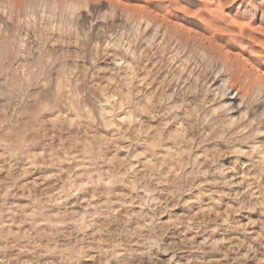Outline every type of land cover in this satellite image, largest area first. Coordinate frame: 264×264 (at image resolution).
<instances>
[{
	"label": "rangeland",
	"instance_id": "374dc122",
	"mask_svg": "<svg viewBox=\"0 0 264 264\" xmlns=\"http://www.w3.org/2000/svg\"><path fill=\"white\" fill-rule=\"evenodd\" d=\"M140 3L0 0L2 221L56 216L58 244L80 246L88 264L101 253L107 260L99 264L115 256H128L125 264H264L261 166L205 122L203 86L220 66L192 45L179 49L171 24ZM39 67L40 82L25 84ZM60 84V105L51 102L31 124L27 142L7 141L33 99L47 100Z\"/></svg>",
	"mask_w": 264,
	"mask_h": 264
},
{
	"label": "bare ground",
	"instance_id": "6f19581e",
	"mask_svg": "<svg viewBox=\"0 0 264 264\" xmlns=\"http://www.w3.org/2000/svg\"><path fill=\"white\" fill-rule=\"evenodd\" d=\"M14 3H17V6L19 5L18 7L21 8L22 3L19 4L17 1ZM52 8L50 9L52 10ZM139 8H141L145 12L151 13L152 15L150 14L149 16L150 18L151 16L155 17L153 14L160 15V17L162 16V18L166 20L167 24L168 22L171 24V26L174 28L173 30L174 38L177 40V42H179L177 43L179 44V46H177L176 44V46L179 49L187 48L192 45L193 47L198 49V53L200 52L201 56L210 59V61L214 60L219 64L220 69L217 70L219 71L220 74L217 75L218 71L216 72L213 71L214 73H216L215 76L213 78L207 79L206 83L204 84L205 86H203L205 87L203 88L205 91V92L203 91L205 95L202 97L204 98L205 104L206 103L210 104L209 113L206 114L205 122L213 128L212 131L213 134L215 133V135H218V137L220 138L223 137L230 138L231 140H229V142L230 141L232 143L234 142L235 151L234 150L233 151L236 152L238 156L245 157L251 160L252 162L259 163L261 166L260 169L264 175V0H141ZM55 9L56 7H54V10ZM150 18H148L149 22H151V20H149ZM153 23L154 20L151 23V25H153ZM137 31L139 32L140 30ZM137 31H136V35H137ZM136 35L135 34L133 35L134 38ZM121 36L119 38H122ZM123 37L126 38V36ZM134 38L131 39L133 40ZM124 42H128V41L124 40ZM135 43L136 42L134 41L133 44ZM5 44H7V42H5ZM105 46H108V48H110L109 45H105ZM130 46H132V44ZM124 47L125 46H123V48ZM129 47H127L126 49H128ZM134 48H133L134 50L132 51L136 50V47ZM236 49H239L240 53H235ZM9 51L10 50H8V52ZM1 53L3 54V52ZM6 54L7 52L5 53V55ZM210 61L209 63L211 65L212 63ZM128 68H130V66ZM43 69L39 67V69L37 70L32 69L33 71H29V73L27 72L26 80L28 83L25 84L30 85L31 83L33 84L34 82H36L38 79H41L42 76H44ZM211 73L209 72V74ZM206 76H204V78ZM16 81L14 82V85L19 84V83L17 84ZM25 87L28 86L26 85ZM65 87L66 86L64 84H60L56 88V90L51 94L50 92H47L49 94L47 95V100L45 101H41L38 98L33 99L34 100V102L32 100L33 105L31 104L32 106L29 105L27 107L28 109L26 108L27 110L25 108H24L25 110H23L24 111L23 113L27 114L28 118H26L24 121L21 120L22 123L20 124V127H18V130L15 129L9 130V133H7V135L5 134L7 136V138L5 139L9 141L11 144H14L13 146L19 145V147L22 146L25 142H27L28 128L34 122L35 123L39 122L40 117L45 112L46 108L49 107V104H51V102L53 104V108L58 106V104L60 105L61 103L60 101L63 96V90ZM26 89L28 90L29 88ZM37 94L41 95L42 93L40 92ZM44 95L45 94H43V96ZM209 97L210 99L207 100ZM148 107H150V105ZM100 110L102 111V107L100 108ZM253 111L255 113L256 112L258 113L256 114L252 113ZM248 112H251L252 115L249 116ZM200 116H201L200 118H202L203 114ZM257 116H259V118ZM191 125L192 124H190V126ZM210 134H211V129H210ZM179 135L181 134L179 133L178 136ZM185 135L184 137L183 135L182 137L181 136L180 137L187 138V136ZM188 136L190 137V135ZM210 136L212 137L213 135ZM225 142L227 143V141ZM169 153H171V151ZM153 156H155V154H153ZM170 156L172 157V155ZM150 160L153 159L150 158ZM150 160L148 162H150ZM169 160H171L172 163L173 159L169 158ZM154 161H152L151 163H153ZM151 163L149 166L153 165V164L151 165ZM175 163H177L176 159H175ZM167 164L169 163L167 162ZM177 166H179V163H177L176 165V168H179ZM155 167L156 166H154V168ZM171 167L172 166L170 165L169 168ZM170 170H168V172ZM170 173L172 174L171 171ZM243 175L241 174L238 177L241 178L242 180ZM228 178L229 180H226L229 182L228 184L233 185L234 184L233 179L237 178V175L235 173L230 174ZM251 178L253 179V177ZM258 181L259 180H257V182ZM252 184H250V186H252ZM250 186H248V188H250L251 190ZM253 186L255 188L256 185ZM258 195L260 196L259 193ZM259 196L257 197L260 198ZM262 200H264V198H262ZM262 210L264 211V209ZM61 223H62L61 219L56 218V216L53 215L49 216L42 214L40 212H31L30 214L27 215L20 214L14 220V223L3 222L2 217L0 216V264H88L87 261L82 258L83 252L80 246H76V245L69 246L68 243H64L61 246L58 244L56 240V235L58 234V229H59L58 225H60ZM246 246L250 247L249 244ZM131 250L128 249V251L130 252ZM88 254L89 252H86L85 255L89 256L90 254L89 255ZM123 259H126V257H124ZM123 259H121L120 256L119 257L115 256L113 259L114 262L112 264H125L126 261L124 262ZM97 260H98L97 262L99 263H103V262L105 263V261L107 260V256L105 255V253L98 254ZM192 264H200V263L195 262Z\"/></svg>",
	"mask_w": 264,
	"mask_h": 264
}]
</instances>
